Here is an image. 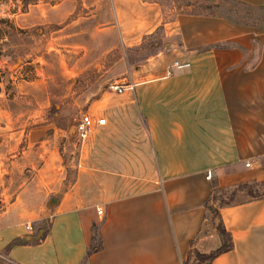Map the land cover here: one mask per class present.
Masks as SVG:
<instances>
[{"label": "crops", "instance_id": "1", "mask_svg": "<svg viewBox=\"0 0 264 264\" xmlns=\"http://www.w3.org/2000/svg\"><path fill=\"white\" fill-rule=\"evenodd\" d=\"M65 1L20 10L0 0V17L12 18L19 33L13 41L30 39L44 47L28 61L20 58L15 70L7 69V57L0 55V264H182L202 240L210 182L224 187L264 180V31L233 26L224 32L205 23L196 26L193 46L182 37L178 47L149 56L157 62L145 71L150 78L131 79L132 102L143 120L137 131L125 132L120 109L103 103L102 96L91 100L85 113L103 116L105 125L83 146L89 171L100 174L78 176L62 197L47 201L49 187L60 181L62 131L29 123V116L13 114L10 107L45 91L49 50L57 54L63 76L75 66V48H82L83 57L96 51L105 56L111 51L103 46L106 38L114 47L128 39L124 32L133 41L139 26L137 18L122 20L128 0ZM81 20L92 24L76 32ZM80 33L87 39H75ZM9 39L0 35V44ZM217 43L222 46L190 50ZM173 61L189 67L171 69ZM134 69L144 76L142 68ZM96 103L103 109L95 111ZM128 139L133 149L124 160L116 150ZM71 142L67 133V153ZM132 171H145L144 177L133 179ZM218 211L232 247L209 264H264V198ZM92 225L98 227L101 248L86 255Z\"/></svg>", "mask_w": 264, "mask_h": 264}, {"label": "rangeland", "instance_id": "2", "mask_svg": "<svg viewBox=\"0 0 264 264\" xmlns=\"http://www.w3.org/2000/svg\"><path fill=\"white\" fill-rule=\"evenodd\" d=\"M10 1L12 5H17L20 10L27 4L57 2V0ZM93 1L101 4L112 2V0ZM65 2L79 4L80 0H66ZM115 3L119 4L120 2L115 0ZM123 5H128V9L120 11L122 20L129 23L131 18H137L139 22L137 39L134 37L131 41L129 34L124 32L128 39L124 38L122 44H117L114 47V44L107 43L109 38H106V45L103 44V46L108 51L111 49V51L105 56L101 55V57H98L97 51L91 57H83L82 48H75L76 54H71V56H74L75 66L70 69L68 74L64 72L63 76L61 68L58 67L57 54L49 50L48 54L44 55L47 63L45 68L49 74L44 88L45 91L36 90L38 92L34 93L35 98L28 95L25 99L13 102L10 107L13 114H20L22 117L29 116V123L38 124L43 122L50 126V131H52L51 128H60L62 131L59 164L61 170L59 173L60 181L57 186L49 187L45 197L47 201H49V198L59 199L62 197L78 176L84 178L85 175L90 173L100 174L98 170L89 171L91 164L88 160L87 147H84L83 144L78 145L71 142L69 152L72 151V153H67L65 144L68 131L70 129L73 131L75 122L82 113H85L86 104H89L91 100H97L102 96L103 103L107 102L119 108L120 117L124 121L125 132H134L143 127V120L135 108V103L132 102V88L131 90H125L121 95H116L109 89L110 85L125 84L131 86V79L143 80L150 78V76H147L148 73L145 74V71L155 67L157 62L149 56L156 52V55L158 53L163 54L167 52L166 49L170 50L172 47H178L182 37L193 46L196 26H202L206 23L209 24V26L206 25L207 28L212 27L214 30L219 29L224 32L227 31L228 27L233 26L241 27L236 29L248 31H264V0H128L123 2ZM201 5L208 6V8H203ZM79 13L81 16L85 14L83 11ZM91 24L88 21L81 20L76 24V32L85 31ZM13 25L12 18L8 16L0 17V35L7 37V39L10 38L9 43L0 44V51L4 49L2 53L0 52V55L7 57V66L5 67L11 66L12 70H15L22 63L20 58L28 61L34 55L42 54L44 47L40 43L35 45L34 40L30 39L20 43L13 41L19 34ZM129 29L130 27L123 29V31L127 32ZM151 29H153L152 32L147 36L145 32ZM29 34L33 39L35 38L34 31ZM78 35L80 36L75 39L82 40L86 38L82 33ZM166 45L167 47H165ZM77 46L90 47L92 51H95L97 47L96 44H78ZM220 46L222 44L217 43L203 48L193 47L190 50L200 51L209 49V47ZM101 48H103L102 45ZM160 62H163V59ZM136 67L143 69L144 76H142L143 74H133ZM39 88L43 89V85ZM103 103H96L94 110H102ZM97 131L98 129L95 132ZM132 141L129 139L123 140L120 149H113L110 153L120 151L125 160L127 158H125V155L133 149ZM91 153L98 160V155H96L98 153ZM96 162L94 164L97 166L98 163ZM123 173L127 174V172ZM105 174H111V172L102 173V175ZM130 174L133 175L134 179L135 176L137 178L144 177L145 171H132ZM128 175L125 176L128 177ZM218 203L215 201L213 204L217 207ZM42 223L44 224V220H42ZM206 228L209 229V227ZM93 229H91V232L96 231L98 233L97 226H94ZM200 237H202V240L197 241L196 248L191 249L188 257H186V264H207L205 261L198 262L194 256V251L206 254L218 246H216L217 240L212 231L206 230Z\"/></svg>", "mask_w": 264, "mask_h": 264}, {"label": "trees", "instance_id": "3", "mask_svg": "<svg viewBox=\"0 0 264 264\" xmlns=\"http://www.w3.org/2000/svg\"><path fill=\"white\" fill-rule=\"evenodd\" d=\"M203 8L208 6L201 5ZM153 46V45H152ZM264 198V180L256 181L250 180L246 182H239L224 187L217 186L216 182H210V192L204 199L203 208L204 216L200 227V235L204 232L213 230V233L218 237L219 245L209 253L194 251L196 260L205 261L207 264L220 253L228 251L232 247V241L229 232L224 228L218 209L230 205L240 204L252 200ZM217 201L218 206H214ZM92 225V230L93 229ZM206 227H209L206 228ZM206 228V230H205ZM96 237V238H95ZM192 241L190 242V247ZM101 248L99 234L95 231L91 232L90 244L86 249V255L97 251ZM187 263V259L183 264Z\"/></svg>", "mask_w": 264, "mask_h": 264}, {"label": "built area", "instance_id": "4", "mask_svg": "<svg viewBox=\"0 0 264 264\" xmlns=\"http://www.w3.org/2000/svg\"><path fill=\"white\" fill-rule=\"evenodd\" d=\"M188 67L189 64L187 62L178 63L176 61H173L170 68L174 70H182ZM166 74L169 75V71H167ZM131 88L132 86H127L125 84H113L109 86V89L116 95H121L123 94V92H125V90H131ZM104 125L105 118L103 116L98 114L96 116H90L87 113H82L73 126L74 143L78 145L83 144L86 140H88V137L91 133L95 132L98 128ZM244 165L247 166L248 163H244ZM209 177L210 175L206 173L205 178L209 179ZM95 211L97 215H100L102 212L101 208H96ZM25 228L27 230H31L30 224H26Z\"/></svg>", "mask_w": 264, "mask_h": 264}, {"label": "water", "instance_id": "5", "mask_svg": "<svg viewBox=\"0 0 264 264\" xmlns=\"http://www.w3.org/2000/svg\"><path fill=\"white\" fill-rule=\"evenodd\" d=\"M16 63H18V61H16ZM68 134H69V136H72V137H73V131H72V129H70V130L68 131Z\"/></svg>", "mask_w": 264, "mask_h": 264}]
</instances>
